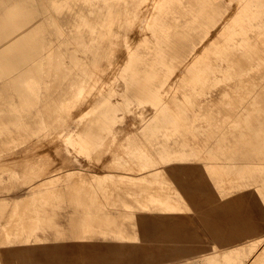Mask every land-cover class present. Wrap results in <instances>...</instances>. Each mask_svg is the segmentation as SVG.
<instances>
[{"label": "bare ground", "instance_id": "bare-ground-1", "mask_svg": "<svg viewBox=\"0 0 264 264\" xmlns=\"http://www.w3.org/2000/svg\"><path fill=\"white\" fill-rule=\"evenodd\" d=\"M236 6L227 15L230 0H0V164L12 165L1 177L16 183L7 190L0 185V196L16 205L29 197V217L38 224L27 231L17 222L13 234L5 232L0 264H49L45 245L71 250L65 249L67 259L80 264H156L206 252L205 245L215 250L216 239L224 247L240 243L213 251L208 258L217 264H243L252 255L264 231V0ZM47 146L66 151V160L82 155L124 165L93 174V200L81 204L66 198L74 196L69 189L77 167L44 165L38 175L30 169L32 179L16 167H28L32 161L21 159L42 157L34 152ZM17 157L21 162L10 165ZM201 167L212 181L200 185L207 193L252 200V206L242 202L252 213L238 200L222 202L188 228L189 219L178 213L189 211L195 220L199 203L194 191L182 189L185 179L182 187L171 186V200L146 203L129 200L117 182L126 173L172 182L173 174ZM113 175L117 181H107ZM81 211L115 218L106 229L83 234ZM43 219L50 221L43 226ZM152 233L158 237L152 240Z\"/></svg>", "mask_w": 264, "mask_h": 264}, {"label": "rangeland", "instance_id": "rangeland-1", "mask_svg": "<svg viewBox=\"0 0 264 264\" xmlns=\"http://www.w3.org/2000/svg\"><path fill=\"white\" fill-rule=\"evenodd\" d=\"M227 1H229V0H227ZM230 3H231V8L227 12V15L228 14H231L232 11L234 9H236V7H237L236 6L237 0H230ZM234 11H236V10H234ZM259 16L262 17L263 15L260 14ZM261 37H263V39H264V31L261 34ZM262 42H264V41L261 40L260 43L262 44ZM188 73L191 74V71L188 72ZM45 148H46V150H47V148H49L48 150H50V152H48V150L45 151ZM40 150H41V152H40ZM51 150H53L52 152H53L54 156L52 155ZM57 150L58 149H55L54 147L52 148V146H51V148L49 146L44 147V149L38 148V151H35L34 153H37V155L39 154L42 157H40V156L38 157L37 156V158H34L33 160L26 159V162L24 161L25 159H21L22 160V162L20 161L21 163L17 161V160H20L19 159L20 158V155L18 154L17 156L19 158L17 157L18 159H16V161L13 160V162H11L10 165L12 163H14L13 166L15 167V165H17L18 163L22 164V163H27V161L28 162H31L32 161L30 164L27 163V165L29 164L28 167L26 166V164L20 165L22 167H20L19 164L16 166V167H19L22 171H23V169H25V170H28V173L30 172V174L27 173L28 175L24 173L25 175L23 174V178H27L28 176H31L32 175V173H31L32 170H34L33 172L35 173L33 175H38V170H40V168H42L44 165H45L44 167H46L47 165H49L50 170H55L54 168L59 169V168H57L59 166H62L59 170L65 169L67 167H72V168L73 167L74 168L77 167L76 172L74 173V176H75L74 177V181L71 182L70 189H69V191H73L74 192V196H67L66 198H69L70 197L69 199L76 200L77 202H81V204H88L87 202H91L93 200V196L92 197L89 196L91 194V192H90V188H91L90 187L91 186L90 183H91V181L90 180H92L91 177L93 176V174H96L97 175V173H99L100 175L98 174V176H101L102 175L101 177H103V175L106 174L107 170L110 169L109 168L110 166L120 167L121 165H124V164H120V163L119 164L117 163L116 165H113L112 163L109 162V160H108L109 158L108 159L103 158V160L100 159L101 160V162H100L99 159H94L95 160L94 161V160H92L93 158H88V157L82 156V155L81 156L72 157L71 158L72 160L71 159H67L66 160L63 156H64V153H67V152L66 151L63 152L64 150H62V149L59 152H57ZM46 152H47V154H45ZM41 153L44 155V157H43V155ZM58 153H60L59 155H61V153H62V156H58ZM49 155H52V156H49ZM58 157L61 158V160L62 159L63 160L65 159L66 161L64 160V162L62 161L63 162L62 163L60 159H57ZM77 157H79V158H77ZM38 158H39V160H38ZM51 158L53 159L52 162H54L52 164L50 162L51 160H49ZM85 158H87V159H85ZM42 159H45V160H42ZM90 159H91V161H89ZM55 160H57V161L55 162ZM75 160H77V161H75ZM41 161H42V163H39ZM67 161H70V162H67ZM74 161H75V163H74ZM83 161L88 162V164L85 163V162H83ZM96 161L97 162L99 161V163H96ZM15 162H17V164ZM71 162H73L72 164H76L77 163L78 165H71ZM43 163H45V164H43ZM57 163H59V164H57ZM60 163H61V165H60ZM83 163H85L86 166L83 165ZM1 164L3 166V163H1ZM1 164H0V168H1L2 171L4 170V172L2 174L0 173V183H1L0 185H2L4 188L7 187V188H5L6 190L8 188H14L13 186L16 183H15V180L13 178H10V177L9 178H2L1 177L2 175H5L6 177H8V175H10L9 174L10 173L9 171H11L12 165L10 167L9 165H7L5 163L6 166L4 165L2 167ZM68 164H70V165H68ZM92 164H95V165L93 166ZM128 164H125V165H127V166H129V165L132 166L133 165V164H129V165ZM33 165H36V166H33ZM52 165H53V167H50ZM105 165H107V166H105ZM29 166H32V168H30ZM38 166H40V167H38ZM54 166H56V167H54ZM136 166H137V169H140L139 167H141L142 165L141 166L136 165ZM88 167L91 168V169H94V170L99 169L101 167L100 169H103L101 171L102 172L103 171L105 172V170H106V172L105 173L104 172L102 173L100 171V169H99L97 171H100V172H93V173H91L90 170L79 171V169H78V168L88 169ZM34 168H38V169H34ZM7 169H8V171H7ZM30 169H32V170H30ZM204 170H205V168L204 167H201L199 171H197L195 173H192V175H190L191 172L188 171V174L186 172L185 174L180 175L181 177L175 176V174H173V175L171 174L172 175V177H171L172 182L171 181L168 182L166 180L159 179V180L156 181V183L155 182L153 183V182H150V180H148L149 179L148 177H143L144 175L138 174L140 176H138L139 178L138 177L136 178L135 176L132 177L133 174H129V173H126V174H128L130 176H127L126 174L125 175H120V176L119 175L118 176L116 175L117 177L123 176V177H121L122 180L119 179V178H117L115 175H113L114 177L113 176H110L111 178L113 177V179L109 178V179H107V181H111V180L117 181V180H119L117 182H119L121 188L124 189V191L126 190L125 193H127V194H125V196L128 195V196H126L127 198L129 197L131 200L137 198L138 201L141 200V202H145V203L150 198H156L157 200H171L170 199V196L173 194V189L171 188V186L172 187H175V186L182 187L186 183V185H184L185 188H183L184 187L183 186L182 189H185L184 192H187L188 195H190L189 193L191 191H194L195 192L194 193L195 194V197H194L195 198V201L199 203V206L197 208L195 207V209H196V214H195L196 215V219L195 220L192 219V217L190 216V214H192V213L189 212V211H182V212L178 213V217H180L182 219H186V220L189 219L188 228H190L191 226L193 228H197L198 225L201 223L199 221L201 219H203L201 217H203L207 212L209 213L210 206H212L214 204L216 205L218 203L231 202V201L232 202H235V200H238V202L236 201L235 204L241 202L239 204L240 205H243V207H246V209L243 208L242 210L243 211L245 210L244 212H246L248 210L251 212V210H252V209H250L251 207L249 208V206H246L247 205L246 203H248L250 206H252V204H253V201L252 200H247V199L246 200L245 199H243V200L240 199L242 201H239V199L223 200V199H221L218 196L215 197L216 195H212V194L207 193V189L206 188L204 189L202 186H205V187L207 185L210 186L212 184V181H210L209 179H207L206 175H204V173L202 172ZM118 171H121L122 172L121 169H118ZM77 172H78V174H76ZM80 175L83 176V179L80 178ZM191 176L192 177L194 176V178H191ZM33 177H34L33 178L34 181H36V182L39 181V177H36V176H33ZM127 177H129V178H127ZM130 177L133 178V179L131 180ZM75 178H77V180ZM114 178H117V180L114 179ZM134 178H135V180H134ZM172 178H174V179H172ZM189 178L193 179L194 181L193 182H189V181H191ZM28 179H30V178L28 177ZM28 179L25 180V181L29 182ZM31 179H32V176H31ZM143 179H146V181L143 180ZM182 179L183 180L185 179V181H186L183 184H182V182H183ZM138 180L140 182H143V183H136V181H138ZM201 180H203V181H201ZM22 181H24V180H22ZM204 181H205V183H204ZM130 182L133 183V184L135 183L134 186H136V187H134L133 184H132V186L134 188H136V189H132L133 187L131 186V183ZM163 182H165V183H163ZM187 182H188V184H187ZM198 183H200V184L198 185ZM190 185H192L193 188H195V187H198V188H196V190L195 189L192 190V189L189 188ZM200 185H202V186H200ZM20 186H21V190H22L21 192L22 193L26 192V189L28 187L27 183H23L22 182ZM123 186H124V188H123ZM142 186H144V188ZM199 186H200V189H199ZM127 187L129 189H131L130 190V193H128L129 190H128ZM186 187H187V190H189V191H186ZM141 191H142V193H141ZM198 191L201 192V193H203L205 196L203 194H200ZM148 193H149V195H148ZM133 194H135V195H133ZM146 194H147V196H146ZM188 195H187V197L188 198H191ZM197 195H199V197H197ZM73 197H74V199H73ZM48 198H49V196H47V197H45L43 199L44 200H47ZM200 198H202V199H200ZM250 201H252V202H250ZM242 202L243 203L246 202V203L243 204ZM18 203L19 204L16 205L10 198H8V199H6V200L3 201L2 197L0 196V224L2 222H4V223L7 224V228H4V229H1L0 228V250L2 249V246L4 245V242H5V239H6L5 232L6 231H9L11 234H13L12 232L16 231L17 222L23 223V225L25 226V229L27 231H30V230H33V229H36L37 228V225L38 224L36 223V221L31 220V217H29V216H32L33 201L31 199H29V197H24V198H21L20 197ZM249 211H248V213L250 214ZM79 214L80 215H85L84 217L78 218V223H77L78 226H79V229L81 230V233H83V234H90L96 228H98L99 230H101V229L104 230V228L106 229V227H107L106 224L108 225V219L109 218H115V215L114 214L113 215H107L106 216V215H102L101 213L98 214L97 212H82L81 211ZM162 214L163 213H161V214L160 213H157V212L155 213L156 216L162 215ZM93 217H96L97 219H99V218H105L107 220L101 222L102 224H100V223H97L96 224V223H94L95 221L93 220ZM49 221H50V219H43L42 222H41V225L45 226L46 224H48ZM98 224H99V226H98ZM190 224H192V225H190ZM199 227H200L199 229L202 230V232H203V230H208L209 229L205 225H203V227H202V225H200ZM118 230H119V228H118ZM121 234H126V232H123ZM205 236L206 235L203 234V238H205ZM157 237H158V235L157 234H154V233H152V235L150 236V238L152 240L153 239H156ZM261 237L263 238V241L259 244V246L256 248V250L252 253V255L243 264H252V263H256L257 261H261L258 264H264V255L261 257L262 251L264 249V231L262 232ZM213 242H214V245H217V248H215V250H213L211 248L213 245H205L208 248L206 250V252L198 253V251L195 250V253L194 254H191V253H189V254H177V255H174L173 259H171L170 261H163V262H159V263H156V264H182V263H190V264H217V263H215L214 261H211V259L208 258L209 256H212L214 254L213 251L218 250L219 251V254H220V252L222 250H224V249H228V248L230 249L232 247H235L237 244L240 245V243H237V244L230 243L232 245H230L229 247L228 246L224 247V246L218 245V243H219L218 242V239L213 240ZM249 243H250V241H244V242H242L243 245H248ZM172 245H181V246H186V245L187 246H192L193 245L194 247L196 246L194 244L190 245V244H184V243H174ZM135 246L141 247V248H147V247H149L151 245H135ZM218 257L220 258V255H218ZM219 264H225V263L219 262Z\"/></svg>", "mask_w": 264, "mask_h": 264}, {"label": "crops", "instance_id": "crops-1", "mask_svg": "<svg viewBox=\"0 0 264 264\" xmlns=\"http://www.w3.org/2000/svg\"><path fill=\"white\" fill-rule=\"evenodd\" d=\"M65 249H67V248H62L61 245H45L43 247V250L45 251V253H47L46 256L51 261V263H49V264H53L54 262H58V264H80V262L77 263V262H75V260L69 261L67 259V250L68 251H71V250H69V249L65 250ZM32 250L33 249L31 248V250H29V251L32 252ZM62 253H64L63 257H61ZM32 260L35 261V258L32 257ZM31 263H33V262H31ZM31 263H28V264H31Z\"/></svg>", "mask_w": 264, "mask_h": 264}]
</instances>
